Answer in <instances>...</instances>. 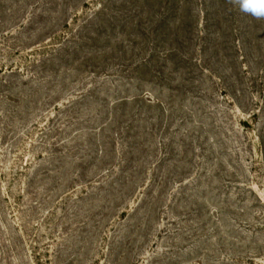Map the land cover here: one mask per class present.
I'll use <instances>...</instances> for the list:
<instances>
[{
	"label": "rangeland",
	"instance_id": "374dc122",
	"mask_svg": "<svg viewBox=\"0 0 264 264\" xmlns=\"http://www.w3.org/2000/svg\"><path fill=\"white\" fill-rule=\"evenodd\" d=\"M0 264H264V20L0 0Z\"/></svg>",
	"mask_w": 264,
	"mask_h": 264
},
{
	"label": "clouds",
	"instance_id": "9594fccd",
	"mask_svg": "<svg viewBox=\"0 0 264 264\" xmlns=\"http://www.w3.org/2000/svg\"><path fill=\"white\" fill-rule=\"evenodd\" d=\"M241 12L257 20H264V0H229Z\"/></svg>",
	"mask_w": 264,
	"mask_h": 264
}]
</instances>
